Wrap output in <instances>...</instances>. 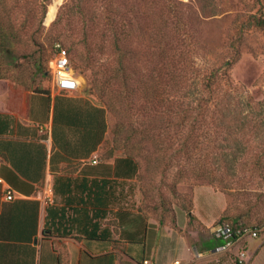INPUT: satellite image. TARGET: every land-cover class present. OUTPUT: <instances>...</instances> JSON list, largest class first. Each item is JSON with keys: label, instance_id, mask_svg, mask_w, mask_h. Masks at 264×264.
<instances>
[{"label": "rangeland", "instance_id": "rangeland-1", "mask_svg": "<svg viewBox=\"0 0 264 264\" xmlns=\"http://www.w3.org/2000/svg\"><path fill=\"white\" fill-rule=\"evenodd\" d=\"M56 41L105 108L102 154L137 160L141 210L172 224L199 193L264 236V0H0L1 82L49 84Z\"/></svg>", "mask_w": 264, "mask_h": 264}, {"label": "crops", "instance_id": "crops-1", "mask_svg": "<svg viewBox=\"0 0 264 264\" xmlns=\"http://www.w3.org/2000/svg\"><path fill=\"white\" fill-rule=\"evenodd\" d=\"M108 131L105 108L80 88L0 80V264H264L261 235L216 249L221 198L205 206L196 193L175 225L148 216L137 160L102 154Z\"/></svg>", "mask_w": 264, "mask_h": 264}, {"label": "built area", "instance_id": "built-area-1", "mask_svg": "<svg viewBox=\"0 0 264 264\" xmlns=\"http://www.w3.org/2000/svg\"><path fill=\"white\" fill-rule=\"evenodd\" d=\"M50 74L57 92L69 93L80 88V78L71 65L67 47L61 41L54 43V55L50 62ZM94 162H97V159ZM14 196L15 193L12 190L6 192L7 199H13ZM260 232V228L247 225L235 226L229 221H218L213 226L214 237L222 240V243L216 248L218 251H228L241 240L259 237ZM246 255L247 250L242 248L238 256L239 262H245ZM150 263V260L144 261V264Z\"/></svg>", "mask_w": 264, "mask_h": 264}, {"label": "trees", "instance_id": "trees-1", "mask_svg": "<svg viewBox=\"0 0 264 264\" xmlns=\"http://www.w3.org/2000/svg\"><path fill=\"white\" fill-rule=\"evenodd\" d=\"M68 52H69V50H68ZM69 57H70V53H69ZM70 61H71V65H72V60H71V57H70ZM73 67V66H72ZM73 69H74V67H73ZM74 71H75V69H74ZM75 73H76V71H75ZM77 74V73H76ZM213 75H215V73L213 74ZM109 156H112V154L111 155H109ZM148 216H149V213H147V212H145ZM191 213V209L189 210V214ZM223 217L224 216H221V218H220V220L219 221H227V220H224L223 219ZM161 222V224H164L162 221H160ZM175 222H176V214H175V216H174V219H173V225H175ZM233 225H235V226H245L246 224H243V223H240V222H231ZM247 226H249V225H247ZM253 227V226H252Z\"/></svg>", "mask_w": 264, "mask_h": 264}]
</instances>
